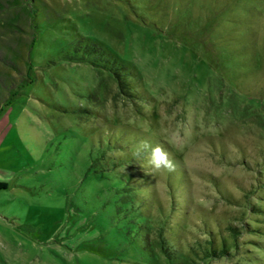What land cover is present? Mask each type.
<instances>
[{"label": "rangeland", "instance_id": "1", "mask_svg": "<svg viewBox=\"0 0 264 264\" xmlns=\"http://www.w3.org/2000/svg\"><path fill=\"white\" fill-rule=\"evenodd\" d=\"M0 182V264H264V0H0Z\"/></svg>", "mask_w": 264, "mask_h": 264}, {"label": "clouds", "instance_id": "2", "mask_svg": "<svg viewBox=\"0 0 264 264\" xmlns=\"http://www.w3.org/2000/svg\"><path fill=\"white\" fill-rule=\"evenodd\" d=\"M150 149L149 164L156 171L171 172L175 168L174 161L170 158L168 152L160 145L153 146L148 141H141L140 145L134 151V155L139 157L144 150Z\"/></svg>", "mask_w": 264, "mask_h": 264}, {"label": "trees", "instance_id": "3", "mask_svg": "<svg viewBox=\"0 0 264 264\" xmlns=\"http://www.w3.org/2000/svg\"><path fill=\"white\" fill-rule=\"evenodd\" d=\"M91 64H93V63H91ZM120 86H122V82H120ZM161 143V142H160ZM157 145H159V144H157ZM148 151L149 150H144L143 151V153H142V155H141V157H144V156H146L147 154H148ZM131 153V152H130ZM133 153V152H132ZM134 154V153H133ZM132 154V155H133ZM7 187V184L6 183H3V182H0V189H3V188H6ZM148 197H149V195H146V196H141L140 198H142V199H146V200H148V202H149V199H148ZM150 198V197H149ZM147 202V204H150V202L148 203ZM232 229L233 230H235L236 228L235 227H232ZM160 237H161V240H164L163 238H164V234H160Z\"/></svg>", "mask_w": 264, "mask_h": 264}]
</instances>
